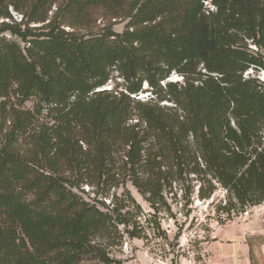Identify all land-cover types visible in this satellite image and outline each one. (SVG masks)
Masks as SVG:
<instances>
[{
	"label": "trees",
	"instance_id": "trees-1",
	"mask_svg": "<svg viewBox=\"0 0 264 264\" xmlns=\"http://www.w3.org/2000/svg\"><path fill=\"white\" fill-rule=\"evenodd\" d=\"M260 51L264 0H0V264H120L140 227L97 198L126 183L155 217L190 175L227 214L264 203Z\"/></svg>",
	"mask_w": 264,
	"mask_h": 264
},
{
	"label": "rangeland",
	"instance_id": "rangeland-1",
	"mask_svg": "<svg viewBox=\"0 0 264 264\" xmlns=\"http://www.w3.org/2000/svg\"><path fill=\"white\" fill-rule=\"evenodd\" d=\"M204 5L213 10L210 4ZM10 13L13 21L19 22L21 20V15H17L11 9ZM123 28L124 23L113 27L114 31L119 33L123 31ZM6 37L10 38L8 34ZM246 42L251 51L254 53L258 51L250 41ZM260 53L263 54V51ZM262 61L264 62V54ZM243 77L246 79L255 78L264 84V69L249 68ZM182 81L180 75L172 73L164 83H161V86L168 82L180 83ZM116 85H119V91L124 89L122 80L117 77L116 73H112L107 84L99 91L112 90ZM142 90L141 93L133 96L136 100L148 102L153 98V95H150L151 91L145 84H143ZM159 105L172 107V104L168 102H162ZM262 142L264 145V128ZM200 185L201 183L196 176L190 175L188 177L185 189L189 188L191 195L186 200L181 184L173 183L171 192H165L166 207L158 204L159 212L156 217L154 209L130 183H126L124 187L113 188L106 198L98 197L97 199L101 200L109 210L112 208L113 195L124 198L123 204L127 208L123 209V212L129 209L131 216H133L132 219L140 227L138 238L129 239L124 235L120 246L109 248L110 256L119 261L120 264H209L206 261L204 248L212 242L213 232L233 226L234 218L241 210L237 213L231 210L228 214L221 210L228 205V194L218 184H215L216 189L211 197L200 199L198 197ZM83 189L86 195H81L86 200L91 201L95 198L92 188L84 186ZM130 198L133 199L134 204L131 203ZM155 221L159 222V228L155 226Z\"/></svg>",
	"mask_w": 264,
	"mask_h": 264
},
{
	"label": "crops",
	"instance_id": "crops-1",
	"mask_svg": "<svg viewBox=\"0 0 264 264\" xmlns=\"http://www.w3.org/2000/svg\"><path fill=\"white\" fill-rule=\"evenodd\" d=\"M204 248L209 264H264V232L256 227L233 226L216 230Z\"/></svg>",
	"mask_w": 264,
	"mask_h": 264
},
{
	"label": "built area",
	"instance_id": "built-area-1",
	"mask_svg": "<svg viewBox=\"0 0 264 264\" xmlns=\"http://www.w3.org/2000/svg\"><path fill=\"white\" fill-rule=\"evenodd\" d=\"M234 219L241 226L256 227L264 232V203L245 207Z\"/></svg>",
	"mask_w": 264,
	"mask_h": 264
}]
</instances>
